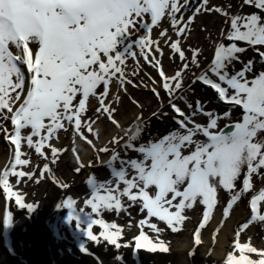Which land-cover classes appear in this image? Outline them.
Segmentation results:
<instances>
[{
	"label": "snow or ice",
	"instance_id": "obj_1",
	"mask_svg": "<svg viewBox=\"0 0 264 264\" xmlns=\"http://www.w3.org/2000/svg\"><path fill=\"white\" fill-rule=\"evenodd\" d=\"M245 5L254 11L233 14L231 3L226 7L211 6L210 0H0V132L14 146L10 147L8 164L0 172L3 192L9 198L15 197L20 208L34 211V206L24 203L22 194L13 191L9 182L10 177H15L19 185L24 178L31 181L35 177V171L23 170L30 164V156L22 151V146L48 159L43 151L48 142L58 139L59 131L67 132V125H71L98 153H112L106 166L113 179L88 180L92 193L91 198H86V205L90 206L91 214L86 213L91 219L84 230L89 240L100 243L102 237L103 241L120 247L122 228L94 217L103 212L119 215L139 205L146 218L139 221L141 231L135 238L136 248L167 252L165 241L160 239L164 229L152 223V218L164 222L172 232H179L188 219L186 210L202 205L203 219L195 232V243L199 244L200 229L206 227L221 203L218 199L221 190L230 197L223 209L227 219L233 207L254 190V181L264 182V71L257 72L253 60L245 63L240 57L251 48L259 54L260 62H264V50H261L264 0H242L240 8ZM189 11L191 15L185 19ZM204 13L223 16L228 30L221 31L212 62L196 75L192 66L200 67L201 50L190 48L189 61L181 38H188L192 23ZM165 19L172 26L175 41L168 29L160 32V38H152L154 28H162ZM161 39L182 62L170 77L156 55L163 56ZM241 43L247 47L240 46ZM140 58L158 71L159 87L169 96L168 106L175 113L173 120L178 127L143 142L145 125L139 123L142 117L138 116L135 130H125L127 139L113 136L108 141L114 145L123 141L122 150L135 152V158L121 156L116 148L95 149L93 139H88L82 128L98 139L93 125L102 116H107L115 127H121L115 119L118 108L113 104L119 105V92H127L126 85L137 86L129 78L127 61L131 59L139 67ZM237 62L242 64L239 70H235ZM188 73L194 76L192 84L199 81L214 90L217 98L230 106L228 111L219 114L206 110L200 100L193 108L185 95L192 91L191 85L184 87ZM113 84L117 93L110 97ZM152 91L159 97L156 87ZM90 98L99 105L95 119L87 116ZM177 101H183L189 111L186 113ZM237 107L242 115L233 119V109ZM198 115L206 116L207 123L197 122ZM153 116L160 118L161 113ZM220 120L228 122L221 127ZM5 122L11 123V131ZM59 151L51 147L53 164ZM50 171L46 163L40 178ZM74 205L70 197L63 206L76 213ZM262 205L264 188L251 197L250 219L236 229L226 264H264V248L253 246L251 237L246 242L240 239L251 224L264 226ZM12 219L9 213L8 222ZM69 219L79 218L73 214ZM94 225L102 229L99 236L93 234ZM145 226L156 233L155 240L143 231ZM82 250L86 251L84 247Z\"/></svg>",
	"mask_w": 264,
	"mask_h": 264
},
{
	"label": "rangeland",
	"instance_id": "obj_2",
	"mask_svg": "<svg viewBox=\"0 0 264 264\" xmlns=\"http://www.w3.org/2000/svg\"><path fill=\"white\" fill-rule=\"evenodd\" d=\"M228 3L232 4L230 12L234 13L242 3V0H210L211 6L226 7ZM191 7H195V2ZM244 10V14H250L254 11L249 8H244ZM190 15L191 11L186 13L185 19ZM224 26L225 18L220 17L218 13H204L197 16L192 23L191 32L188 34V38L184 39V46H182V49L185 50L186 54L189 53V58L192 57V52L189 50L190 48H198L201 50V55L198 56L201 60L199 62L200 67H194L193 71L196 75L199 70L205 68L211 62L215 43L217 40H221V31ZM163 29H168V34L171 36L172 41L176 38L172 26L167 19L162 21V28H154L152 38H160V32ZM133 39H135V37ZM161 48L167 60L166 64H163L164 69L168 72L179 69L181 66L179 55H173V51L168 44L164 43L163 39H161ZM156 55L159 59L162 58L159 56V53ZM243 58H246L245 54L241 57V59ZM127 64L129 78L134 81L135 85L138 87L147 85L148 88H153L150 83L155 78L156 69L151 67L150 64L148 65L143 58L139 59V67H137L135 62L131 59L127 61ZM254 67L257 72L264 71V63L262 62H254ZM133 71L138 74L131 75ZM192 77V74L188 75V79L186 80L187 84H192ZM191 87L192 91L188 92L189 95L186 96L188 101L192 103L194 102L193 98L195 101L202 99V103L206 105V110H215L219 114L226 112V110L222 109L218 104L212 103V98L209 97L206 99L207 96L203 95L205 93L204 91L207 90L205 86L194 84L191 85ZM126 88L128 92H119L121 101L119 105L113 104V107L118 108L116 112L117 117L115 119L119 121L121 125L120 128L115 127L107 117L102 116L96 120V123L93 125L94 131L98 133V139H96L92 133H89L87 129L82 128V131L88 139H93V142L97 144L95 149L104 146L110 149L116 148L121 152V156L135 158L137 156L135 152L130 151L125 153L121 146L108 144V141L112 139L113 136H120L126 139L125 130L129 128L135 130L138 116L142 117L141 120L150 118L151 114L161 109L165 101L159 99L160 96L157 97L156 95L142 93L133 88L132 85H126ZM206 92L208 93L209 91L207 90ZM116 93L117 86L113 84L110 90V97ZM178 103H181V101H178ZM165 105L166 103L164 106ZM181 105V108L187 113V105ZM98 106V102L95 99H90V110L87 116L95 119V110ZM164 106L160 111L162 113L160 118H156L152 122H150V120L148 122H143L145 125L142 133L143 142H147L151 137L163 136L175 129V126H172L173 123L171 122L173 120L166 118L163 113H167L168 116L174 115L169 111L168 105ZM234 112L233 110V119H237V117H234ZM195 119L201 124L207 123V117L204 115H198ZM227 122L226 120L218 121L221 127ZM5 126L11 131L12 125L10 122H5ZM67 127V132L61 129L58 133V139L49 141L48 146L43 150L48 159L41 157L34 149H28L26 145L22 146V151L28 153L30 156V164L24 166L23 170L27 172L35 171V177L31 181L24 178V181L19 185H17L15 177H10L9 182L13 185V191L22 194L24 198L23 202L32 204L35 210L32 211L30 215H21L17 213L16 210L13 209L15 197L9 198L7 194L4 193V196L7 197V202L5 206L6 209L4 208L5 213L3 212L0 218V264H119V262L115 260L98 258L94 250L90 248L88 249L89 251L87 250V252H85L87 256L77 254L69 241V238L73 235L87 236L84 229H86L90 222L91 217L87 213L91 214V209L90 206L86 205V198H91L92 191H84L83 186L85 178L89 175L94 176L99 181L113 178L111 176V170L103 164L105 158L109 156V154L112 155L111 151L108 153H98L96 150H93L92 152L91 146L75 133L73 127L71 125H67ZM115 131L116 133H114ZM107 136L112 137L102 144V140L106 139ZM122 143L123 141L121 144ZM10 147L14 148V146H11L10 143L4 139V134L0 132V164L2 162L1 159L3 158L5 160L7 154L10 153ZM51 147L60 150L57 154L58 159L55 164L51 162ZM77 156L79 160H77ZM108 160L109 159L106 161ZM46 163L51 171L44 173L43 178H40V172ZM81 164L83 167H81ZM18 170H20L19 167ZM2 171L3 169H0V172ZM37 179H39L38 183L36 182ZM262 184H264V182L259 180L254 181V190L243 197L242 201L238 202V205L244 204L245 207H247L249 196L254 194ZM64 185H67V187H64ZM70 197L75 201L74 207L76 213H73L71 209L63 206L67 198ZM124 199L126 200V198ZM218 199L221 203L217 204L215 210L224 209L230 197L226 192L221 190L218 193ZM236 206L233 207V210L227 218L228 221L232 216L235 218ZM262 207H264V205H262ZM203 209L204 207L202 205H197L194 206L193 209L186 210L185 215L188 219L185 220L184 226L179 232H172L167 226L157 224L159 228L164 229V232L160 235V239L165 241L168 250L173 254L170 255L168 264H226L227 255L223 258L214 257L213 248H211V251H207L205 243V237L211 238L212 236L213 239H217V241L214 240V242L216 241L215 244H217L220 234L225 228L224 225L219 227V231H217L218 229L216 230L212 225L209 226L207 224L204 229H200L201 242L199 244L195 243V245L189 248L183 247V245L193 241L194 233L202 222L203 215H201V212ZM137 212H139V205L129 207L127 212L121 211L119 215L115 212H103L101 216L94 217L103 218L108 223L114 222L122 228L123 232L120 237V242H122L123 248H119L121 254L119 255L124 259H126V256L128 257V255L130 256L132 254V243L135 242V238L141 231L139 221L142 220V217L146 218V215H141L139 217ZM9 213L13 218L11 223L7 220ZM73 214L77 215L79 219L70 220L69 217ZM244 214L248 216L247 210ZM81 218H84L82 222ZM240 222L235 225L233 229L234 233L241 225ZM55 228L58 229L59 234H54L53 231ZM250 229H254L256 233L253 232L249 234L247 231ZM100 230L102 231L97 225L93 226V234L99 236ZM143 231L149 235L150 238L155 240L156 233L152 232L146 226L143 228ZM249 237H251L253 246L258 249L264 248V226L260 224H251L249 229L241 233V242H246ZM194 242L195 241H193V243ZM96 252L101 254L100 251ZM236 254L238 255V252ZM250 255L253 259L257 258L255 254ZM124 264H133V262L132 260H126Z\"/></svg>",
	"mask_w": 264,
	"mask_h": 264
},
{
	"label": "bare ground",
	"instance_id": "obj_3",
	"mask_svg": "<svg viewBox=\"0 0 264 264\" xmlns=\"http://www.w3.org/2000/svg\"><path fill=\"white\" fill-rule=\"evenodd\" d=\"M114 133H116V131ZM111 137L112 136H107L106 139H103L101 143L102 144L105 143ZM9 157H10V153L7 154V158L5 160L3 158L1 159L2 160V162L0 164L1 170L4 169L6 167V165L8 164ZM0 194H3V193L0 192ZM4 206H5V201L0 196V218L3 215ZM237 208L238 209L236 210L237 211L236 215L238 217H236V215H235L236 219L234 218V216H232L229 219V221L225 225V228L223 229L222 233L220 234V238L218 239L217 244H215L212 237L211 238L205 237V243H206L207 251L208 250L211 251V248H213L214 257H216V258H223L224 256L227 255L228 252L231 251V247H232L233 242L231 243V242H229V240L233 237V233H234L233 228L238 223V221L244 219V214H242L243 208L241 206H238ZM214 218L215 219H214L213 226L216 227L218 225L219 221L222 219V213L220 211L216 212ZM247 232L249 234H252L253 232L256 233V231L254 229H250ZM190 246H191V242H188L187 244L183 245L184 248H189Z\"/></svg>",
	"mask_w": 264,
	"mask_h": 264
}]
</instances>
